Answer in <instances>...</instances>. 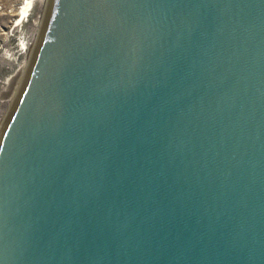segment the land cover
Returning a JSON list of instances; mask_svg holds the SVG:
<instances>
[{
	"label": "water",
	"instance_id": "obj_1",
	"mask_svg": "<svg viewBox=\"0 0 264 264\" xmlns=\"http://www.w3.org/2000/svg\"><path fill=\"white\" fill-rule=\"evenodd\" d=\"M0 264H264V0H51Z\"/></svg>",
	"mask_w": 264,
	"mask_h": 264
},
{
	"label": "rangeland",
	"instance_id": "obj_2",
	"mask_svg": "<svg viewBox=\"0 0 264 264\" xmlns=\"http://www.w3.org/2000/svg\"><path fill=\"white\" fill-rule=\"evenodd\" d=\"M21 1L23 3V0H0V135L27 79L35 55V44L38 46L41 38L39 32L36 35L34 25L39 20L45 24L49 9L45 0L37 2L29 12V18L18 22L15 19ZM36 36L40 37L38 42ZM24 44L28 48L25 53L21 51V45L22 50L25 48Z\"/></svg>",
	"mask_w": 264,
	"mask_h": 264
},
{
	"label": "bare ground",
	"instance_id": "obj_3",
	"mask_svg": "<svg viewBox=\"0 0 264 264\" xmlns=\"http://www.w3.org/2000/svg\"><path fill=\"white\" fill-rule=\"evenodd\" d=\"M46 2H47V4H46V7L48 6V8H49V6H50V3L48 4V0H45ZM37 2H43V0H23V3H22V1H21V3H20V5H21V7L18 9V13H17V15H16V19H15V21H19L20 19H22L23 18V20L24 19H26V18H29V16H30V13L29 12H31V10H32V8H33V6L37 3ZM49 2H51V1H49ZM46 16H48V10H47V15ZM43 19V18H42ZM47 19V18H46ZM45 22H46V20H45ZM43 24H44V22L42 21V20H39L38 22H36V25H34L35 26V28H34V31H36L37 33H36V35H38V32H39V35H40V37L42 36V34H43ZM45 25V24H44ZM40 31H42V32H40ZM41 33V34H40ZM39 36H36L35 38H36V41L38 42V39L40 38H38ZM38 38V39H37ZM41 39V38H40ZM39 42H40V40H39ZM39 45V44H38ZM24 46H25V48H24V52L23 53H25V51H27L26 49H28L27 48V45L26 44H24ZM35 53H36V51H37V48H38V46H37V44H35ZM35 56V55H34ZM28 64H26V66H27ZM29 65H30V63H29ZM5 128V127H4Z\"/></svg>",
	"mask_w": 264,
	"mask_h": 264
},
{
	"label": "built area",
	"instance_id": "obj_4",
	"mask_svg": "<svg viewBox=\"0 0 264 264\" xmlns=\"http://www.w3.org/2000/svg\"><path fill=\"white\" fill-rule=\"evenodd\" d=\"M20 6H21V5H20ZM20 6H18L17 9H18ZM18 22H20V21H18ZM15 23H16V22H15ZM21 51L24 52V50H22V45H21Z\"/></svg>",
	"mask_w": 264,
	"mask_h": 264
}]
</instances>
